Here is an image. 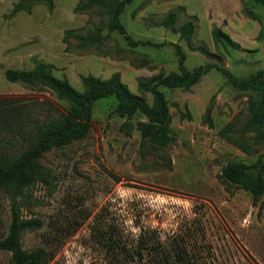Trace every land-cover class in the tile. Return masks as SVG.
Instances as JSON below:
<instances>
[{
  "label": "rangeland",
  "instance_id": "obj_1",
  "mask_svg": "<svg viewBox=\"0 0 264 264\" xmlns=\"http://www.w3.org/2000/svg\"><path fill=\"white\" fill-rule=\"evenodd\" d=\"M84 1L53 0L52 9L35 2L30 10L13 13L28 1L0 0L2 107L6 101H14V107L25 103L30 120L65 112L66 103L50 90L5 78L7 69L29 71L39 63L77 90L83 89V76L108 79L119 73L129 90L149 104L152 96L139 84L178 70L175 44L185 53L189 70L206 63L237 77L264 70V7L256 0H134L121 21L134 41L151 43L137 47L110 31L99 9L78 12ZM171 12L176 21L166 26ZM193 17L194 34L181 37L180 27ZM214 27L239 47L216 45ZM96 29L99 44L82 46L74 37ZM160 89L174 137L168 147L142 145L145 118L118 117L117 101L109 97L94 105L85 138L44 154L41 162L52 179L48 185L38 182L21 209L24 218L41 219L44 225L24 234L26 250L46 247L63 227L69 234L48 264H109L96 236L103 230L121 231L127 240L149 230L164 241L201 221L212 264H264V196L254 205L248 192L220 179L229 163L264 160V137L249 124L250 102L257 95L233 87L216 69L188 89ZM17 130H5L0 122V154L25 151ZM10 222V200L0 190V238ZM0 264H13L9 252L0 251Z\"/></svg>",
  "mask_w": 264,
  "mask_h": 264
},
{
  "label": "trees",
  "instance_id": "obj_2",
  "mask_svg": "<svg viewBox=\"0 0 264 264\" xmlns=\"http://www.w3.org/2000/svg\"><path fill=\"white\" fill-rule=\"evenodd\" d=\"M27 5H16L13 13L30 10V4L45 3L53 8V0H27ZM134 0H86L78 5L77 11L99 9L107 16V27L117 32L126 42L137 47L150 42L134 41L128 34L121 16ZM264 7V0H256ZM177 18L176 13H169L164 24L171 26ZM196 28L195 17L180 27L181 37L191 38ZM95 34L78 35L74 37L82 44L89 46L99 44L100 30ZM72 35L71 31L66 33ZM212 37L216 45L239 47L220 27H214ZM160 46V45H157ZM178 70L169 74H158L146 82L139 84L140 90L152 96L149 104L144 97L132 93L123 83L121 75L115 73L108 79L94 76L81 78L82 90L74 88L67 79L56 77L49 65L39 63L32 70L7 69L5 78L11 83H21L32 88H46L67 105L65 112L50 113L39 119L30 120L29 110L25 103L6 101L0 105V122L5 130L18 129L23 142L24 152L4 151L0 154V190L4 191L10 200L11 222L8 232L0 238V251L9 252L13 264H48L55 256L57 247L67 238L69 230L60 228L45 246L26 250L23 247V237L27 231L43 227L41 219H26L21 209L30 198V191L38 183L49 184L52 175L41 162L44 154L52 148L62 149L74 141L85 138L91 126L92 112L97 101L114 97L117 101L114 110L120 118H132L141 115L145 122L141 123L140 133L142 145L153 148H166L172 142L170 124L171 117L165 93L160 88L188 89L196 85L203 76L212 69L221 72L230 85L242 91H251L257 99L250 102V126L256 128L264 137V70L260 69L248 76L237 77L227 69L215 64L206 63L189 70L185 65V53L177 44ZM17 102V101H16ZM39 102V101H38ZM48 107H51L46 103ZM41 107L45 106L39 103ZM220 179L248 192L257 205L264 196V160L253 164L232 162L221 171ZM57 228V227H56ZM71 233V232H70ZM98 242L102 244L109 264H212L213 251L205 239L204 227L201 221L192 222L185 231L177 233L167 240H162L154 231H144L134 240H127L121 231L116 229L98 233Z\"/></svg>",
  "mask_w": 264,
  "mask_h": 264
}]
</instances>
